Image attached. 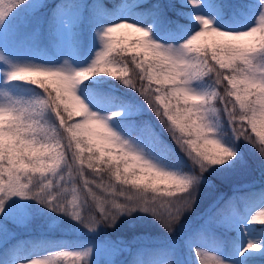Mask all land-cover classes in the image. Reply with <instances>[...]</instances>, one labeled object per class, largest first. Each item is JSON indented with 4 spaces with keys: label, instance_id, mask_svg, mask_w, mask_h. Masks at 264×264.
Masks as SVG:
<instances>
[{
    "label": "snow or ice",
    "instance_id": "snow-or-ice-1",
    "mask_svg": "<svg viewBox=\"0 0 264 264\" xmlns=\"http://www.w3.org/2000/svg\"><path fill=\"white\" fill-rule=\"evenodd\" d=\"M46 7L32 0H0V74L5 83L42 89L30 97L0 91V234L5 244L9 224L20 220L15 213L18 202L35 201L41 211L69 217L97 235L101 226L114 228L122 216L134 213L146 214L172 233L206 191L211 198L198 216L195 234H207L221 251L226 245L230 251L210 255L193 247L198 264H256L257 256L264 258V244L245 238L264 234V189L226 197L209 179L226 183L234 172L248 167L241 144L264 166V0H60L51 8L48 44L57 50L65 40L71 48L80 46L81 26L87 25L101 46L91 63L77 69L67 60L51 67L11 60L6 49L15 38L16 18ZM66 13L73 20L67 34L61 31L69 27ZM240 17L244 23L233 27ZM161 26L163 35L156 31ZM130 71L140 81L138 89L127 78ZM99 76L123 78L143 102L119 96L108 81L93 82ZM79 85L83 97L77 93ZM220 86L224 95L217 90ZM217 102L225 104L226 122ZM145 104L158 118L159 130L151 120L135 121ZM73 164L79 167L73 169ZM85 165L107 171L130 190L98 197L84 178ZM73 171L96 201L98 217L91 206L84 214L72 201L65 203L64 185L72 182ZM96 186H103V178ZM257 196L260 210L250 219L234 220L237 204L254 202ZM221 218L234 226L230 239L217 231ZM257 223L259 228L243 233L245 225ZM100 243L114 255L124 251L121 238ZM39 244L52 248L53 242ZM19 250H5L0 264H58L67 257L74 264H97L94 243L76 251L51 250L38 258H20ZM163 264L177 262L174 258Z\"/></svg>",
    "mask_w": 264,
    "mask_h": 264
},
{
    "label": "trees",
    "instance_id": "trees-1",
    "mask_svg": "<svg viewBox=\"0 0 264 264\" xmlns=\"http://www.w3.org/2000/svg\"><path fill=\"white\" fill-rule=\"evenodd\" d=\"M32 2L47 4V7L41 8L33 15L21 13L20 16L16 18L14 22L15 38L10 41L6 49V54L16 56L17 53H24L27 49L38 48L42 50L43 54L52 56L53 60H59V58L64 57L69 63H72L77 68L81 67L87 59L91 58L94 53L93 49L96 47L98 42L95 38L94 31H90L87 25H82V45L71 48L69 47L67 40H65V43L60 50L53 49L48 44V25L51 17V8H53L55 4L59 3L60 0H32ZM107 2L109 4L136 3L137 0H107ZM175 2H179V0H175ZM231 2L239 4L242 2L250 3L252 1L231 0ZM72 22L73 20L68 22L69 27L66 29L67 33L72 25ZM242 23H244V20L243 17H240L233 23V27H238ZM246 25L247 24H245V26ZM156 31L160 35H163L165 29L161 26L157 28ZM125 59L130 60V57L126 56ZM214 75L215 74L213 73V78ZM127 78L132 80V83L137 89L139 88L140 81L132 75L131 71L129 72ZM97 80L108 81V84L112 89L116 90V94L119 96L143 102V98L138 94V92L134 91V89H130L128 85L123 84V78L117 79L116 77L107 76L93 78V82ZM224 84L226 85L227 82L225 81ZM217 90L221 95H224L223 86L218 87ZM0 91H7L11 95L18 97H30L42 92V89H39L38 86L20 84L19 82H12L11 84H8L3 80L0 82ZM77 93L82 95V97L83 95H86L82 85L78 86ZM229 99L234 100V98L225 96L226 101ZM227 106L229 109L231 108V104ZM216 107L221 110L223 119L226 122L227 116L223 113L225 104L217 102ZM134 119L136 122H139L140 120H151L152 123L156 125L157 130L160 129L158 118L147 109L146 104L143 115H136ZM248 131L250 132V128ZM164 137L165 139H168L167 133H164ZM65 143H67V141H65ZM168 143L172 145L173 149H176V145L170 139L168 140ZM240 150L244 152L245 157L248 160V167L246 169L234 172L231 175L230 180L226 183H222L217 178L209 177V179L213 180V183L219 186L220 191L224 193L226 197L231 196L232 194L242 196L244 192L250 190L258 192L260 189H264V166L259 163L255 154L250 149L243 146V144H241ZM68 159L71 161V154H69ZM78 167V164L72 165L73 169ZM84 173V178L92 182L89 185L91 192L95 193L98 197L103 198L108 196L109 193L116 195L120 188L130 190L128 185L120 184V182L116 181L114 177H111L107 171H94L88 169L85 165ZM64 175L67 179V170ZM72 177V182L65 183L64 185V195L67 197L65 203L72 201L71 206L78 208V210L84 214H87V209L91 206L95 215L98 217L100 213L98 207L96 206V201H94L91 195L84 190L82 179L76 175L74 171L72 173ZM101 178H103V186L97 187L96 185L101 182ZM73 186L76 188L75 193L72 192ZM234 187L239 188L240 192L233 193L232 190ZM53 194L55 195V193ZM149 195H151L150 192ZM73 196L76 197L74 201ZM210 198L211 197L206 194V191L202 193V206L208 203ZM118 199H122V197H118ZM258 206V196L254 202H239L235 209L234 220L247 217L246 214L248 211ZM41 207L42 206L38 205L35 201L18 202L15 207V213L20 220L16 223L9 224L10 235L7 244L4 242L3 235L0 234V255H2L5 250H10L13 246H17L20 249V258H30L31 256L33 258H38L48 255L51 250L76 251L94 243L97 245V252L94 257L97 264H108V262L112 260L117 261V264H154V261H157L158 264H163L164 261L173 259L174 253L171 251L170 247L161 242L154 241V239L163 242L166 240L177 239L185 249L189 250L190 256L193 255V247L209 250L214 249L217 251L220 249L217 246L216 241L207 234H201V236H197L195 234V229L199 223L198 216L202 211L201 206H198L192 213L186 214L184 224L182 226L178 225L172 233L166 232L155 220L146 214L134 213L132 216H122L114 228L101 226L98 230V235L96 233H90L87 229L80 227L69 217L50 213L47 209H43V211H41ZM247 226L245 225L243 233H247V230L251 227L259 228L258 223L256 225ZM217 231L226 239H230L235 235L234 226L225 224L222 218L219 221ZM253 237L257 239L259 245L264 244V234L257 232L253 235ZM118 238L124 240V251L122 254L114 255L111 249L105 248L100 243V241L107 243ZM245 238L250 240L252 237L251 235H246ZM40 241H44L45 243L53 242L52 248L40 246ZM229 251L230 247L226 245L221 252L226 255ZM58 264H74V260L72 257L60 258ZM76 264H78V262H76ZM256 264H264V258L257 256Z\"/></svg>",
    "mask_w": 264,
    "mask_h": 264
},
{
    "label": "rangeland",
    "instance_id": "rangeland-1",
    "mask_svg": "<svg viewBox=\"0 0 264 264\" xmlns=\"http://www.w3.org/2000/svg\"><path fill=\"white\" fill-rule=\"evenodd\" d=\"M128 18L133 20V22H137V21H135V19L133 17H128ZM64 19L66 20V22L68 24V22L72 20V14L71 13H66ZM246 26H248V25H246ZM66 29L67 28H63L62 27L61 31L64 32L65 34H67V30ZM100 47L101 46H100V43L98 41L97 44H96V47L93 49V51H94L93 55L91 56V58L87 59L85 61V63H83L81 65V67L88 66L91 63L92 59L95 56V53L98 50H100ZM7 56L11 60H13L15 62L38 64V65H44V66H49V67L62 64L63 61L66 60L64 57L59 58V60H53L52 56H47V55L43 54L42 50H40L38 48L37 49H27L24 53H17L16 56H11V55H7ZM69 64H71L72 67L77 68L72 63H69ZM81 67H79V68H81ZM79 68H77V69H79ZM3 70H4V68L2 66H0V72H2ZM3 80H4V77H3L2 74H0V82L3 81ZM105 114L106 115H111L110 112H106ZM206 204L204 206H202V203H200L199 206H201L202 210H203L204 207L206 206ZM259 210H260V207L258 206L256 208L248 211V213L246 214L247 218L250 219V215L254 214L256 211H259ZM234 215H235V213H234ZM251 237L252 238L250 240H252L254 243L259 245L258 242H257V239L254 238L253 235H251ZM154 241L161 242V243L165 244L166 246L170 247L171 251H173V253H174L173 259L175 258L177 264H198V259H196L194 253H193L192 256H190L189 250L185 249L180 244V242L177 239H175V240H166L164 242L163 241H159L157 239H154ZM206 250H208L210 252V255H215L216 253L222 254L220 249H218V251L214 250V249L213 250L206 249ZM253 250H255V249H253ZM250 251H252V250H250Z\"/></svg>",
    "mask_w": 264,
    "mask_h": 264
}]
</instances>
